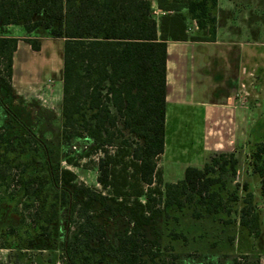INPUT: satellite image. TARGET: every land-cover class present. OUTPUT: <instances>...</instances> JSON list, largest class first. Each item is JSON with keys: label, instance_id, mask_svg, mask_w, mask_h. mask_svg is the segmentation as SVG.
I'll list each match as a JSON object with an SVG mask.
<instances>
[{"label": "trees", "instance_id": "trees-1", "mask_svg": "<svg viewBox=\"0 0 264 264\" xmlns=\"http://www.w3.org/2000/svg\"><path fill=\"white\" fill-rule=\"evenodd\" d=\"M156 1L159 17L150 0H0V26L19 25L29 34L42 28L63 39L62 152L54 159L30 118L12 105L20 39L0 36V89L11 102L0 101L6 116L0 124V239L8 237L0 248L30 230L54 238L62 215L68 227L58 235L64 264H160L158 241L146 231L153 221L171 211L196 219L231 212L221 190L227 176H237L235 152L214 154L202 167L187 166L182 179L151 187L165 150L168 41H214L219 6V0ZM188 17L198 33L190 35ZM27 42L41 49L38 38ZM258 139L249 161L264 200V142ZM96 152L102 153L97 182L107 193L74 182L76 175L61 169L63 158L76 164ZM252 199L249 192L239 213L250 233L259 227ZM95 203L127 207L129 225L110 234L91 215Z\"/></svg>", "mask_w": 264, "mask_h": 264}, {"label": "rangeland", "instance_id": "rangeland-1", "mask_svg": "<svg viewBox=\"0 0 264 264\" xmlns=\"http://www.w3.org/2000/svg\"><path fill=\"white\" fill-rule=\"evenodd\" d=\"M220 4L223 5L222 13L220 8L216 11L222 27L220 31L224 34L230 31V37L235 42L232 49H236V52L241 47L246 54L250 53L249 49L264 52V0H221ZM4 29L8 33L13 32V28ZM20 29L23 27L20 26ZM25 33L24 37H19V53H14L15 77L12 78L10 100L13 106L23 109L24 116L30 118L35 132L53 148L54 159H59L62 152L63 123V39L52 37L42 28L33 34ZM29 38H38L41 41L39 51L32 49L27 42ZM207 48L214 64L205 68L204 61L197 59L194 70L186 79L187 93L191 95L188 101L190 106L184 101L187 106L180 108L181 117L174 115L173 112L176 111L173 108L169 113L166 131V149L169 153L157 158L158 173L151 187H163L170 180L182 179L185 167L195 164L193 157L198 152L202 155L211 152L218 154L213 152L218 149V145L225 146L233 140L238 151V173L235 178L227 176L226 187L221 190L231 212L226 210L196 219L191 213L171 211L169 217L153 221L146 227V231L150 239L158 241L160 254L157 259L160 264H264V200L260 195V182L252 172L249 161L250 145L257 138L264 142V102L263 106H257L254 103L256 100H250L247 94L255 87L257 78L245 75L241 82L243 99L246 102L241 105L240 59L233 58L232 53L224 55L219 51L220 47L211 45ZM255 63L259 66L256 68V73L259 74L264 68V56H250V62L246 66L251 68ZM217 65L219 70L216 69ZM232 88L235 89L238 99L236 108L214 109L208 105L214 102L224 103ZM261 96L262 101L264 89ZM8 99L0 89V101H7L10 105ZM5 117L0 106V124ZM124 133L130 139L134 138L128 131ZM118 144L119 141L116 140L109 147L111 153ZM78 155L75 154L77 158ZM101 156V152H96L79 158L76 164H70L63 158L61 169L74 173V182L84 183L103 192L106 190L97 182L98 161ZM164 172L167 181L164 179ZM245 183L248 184L247 191L243 186ZM214 188L219 187L215 185ZM249 192L253 194V212L257 213L259 219V227L253 233L241 226L239 219ZM234 194L237 195V200H234ZM141 199L144 200L145 197ZM115 205L111 204L108 209L95 203L91 212L112 235L121 232L130 223L129 209H116ZM54 227V238L40 237L35 230H30L22 233V237L9 241L6 247L0 248V264H64L58 235L68 227L62 215ZM7 238H1L0 242Z\"/></svg>", "mask_w": 264, "mask_h": 264}, {"label": "crops", "instance_id": "crops-1", "mask_svg": "<svg viewBox=\"0 0 264 264\" xmlns=\"http://www.w3.org/2000/svg\"><path fill=\"white\" fill-rule=\"evenodd\" d=\"M152 4V8L154 10L155 16L159 17L161 15V12L158 9L157 6V1L156 0H150ZM221 0H219V6L220 12L221 8L223 5L220 4ZM229 9H231V5H229ZM232 10V9H231ZM186 12V10H185ZM222 13V12H221ZM218 25H217V32H216V38L214 41H192V40H185V41H176V40H169L168 41V46H167V53H168V58H167V113H166V129H165V150L164 153L161 154L162 156L168 155L169 151L166 149V131H167V118H169V113L171 109L173 108L176 112H173L176 117H181L182 112H181V107L182 106H187L188 101L190 100L191 95H188V86L186 79H188L191 75L192 70H194V66L196 64V60H203L205 63V68L208 65H213L214 63L212 62L213 58L210 57L208 54V48L207 46H216L220 47L219 49L220 52L226 54H231L233 58H238L240 59V104H244L246 101L243 99L244 95L242 93V82L241 80L243 79V76L248 75V76H256L257 81L254 84L255 87L251 89V91L247 94L250 96V100H256L254 101L255 105L257 106H263V100L261 99V92L264 89V68L261 70L259 74H257L256 68H258V64L255 63L253 67L248 68L246 65L248 62H250V56H264V52H259L257 50H251L249 49L250 53H245V50L243 48H238V50L235 52L233 50L232 44H235L234 39L230 37V31L226 32V34L221 33L220 27V19L218 17ZM188 25H189V33L190 35L196 34L199 32L198 27L195 23V21L189 19L188 17ZM16 26V27H13ZM6 27L13 28V32L8 33L4 27L0 26V36H14V37H24L23 35L26 34L24 29H20L19 25H9ZM222 28V27H221ZM196 31L192 33L191 31ZM241 45V44H240ZM21 49V42L19 40L18 42V48L16 50L19 53V50ZM199 50V52H198ZM199 53V54H198ZM199 55V56H198ZM216 60V58H214ZM239 65V64H238ZM264 66V63L262 64ZM63 68V67H62ZM216 69H220L219 65L216 66ZM15 77V62H13V78ZM235 89H230L229 93H227L226 101L224 103H208L210 107H214V109H219V108H236L238 99L236 97V91ZM63 94V92H62ZM264 98V97H263ZM184 101H187V104H185ZM245 105V104H244ZM190 106V104H188ZM177 109H179L177 111ZM206 110V109H204ZM175 117V118H176ZM235 142L231 140L228 142L225 146L218 145V149L214 150L213 152L216 153H221V152H235L237 155V150L235 149ZM214 155L212 152L210 154H204L202 155L201 153L198 152L196 156L193 157L195 164H191L189 166H196V167H202L206 161L210 159V157ZM197 162H199L197 164ZM187 167V166H186ZM185 167V168H186ZM166 171V170H165ZM164 172V179L165 181V174ZM180 180V179H178ZM178 180H170L168 182H176Z\"/></svg>", "mask_w": 264, "mask_h": 264}]
</instances>
